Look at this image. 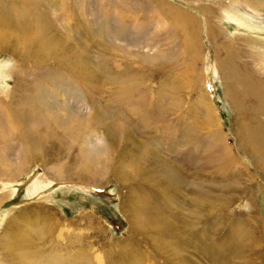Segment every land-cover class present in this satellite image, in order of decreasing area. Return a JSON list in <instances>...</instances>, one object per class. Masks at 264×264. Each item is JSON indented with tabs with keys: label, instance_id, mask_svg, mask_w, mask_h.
Listing matches in <instances>:
<instances>
[{
	"label": "rangeland",
	"instance_id": "rangeland-1",
	"mask_svg": "<svg viewBox=\"0 0 264 264\" xmlns=\"http://www.w3.org/2000/svg\"><path fill=\"white\" fill-rule=\"evenodd\" d=\"M253 1L0 0V21L46 20L84 58L33 63L0 38V110L31 119L0 130V264H264Z\"/></svg>",
	"mask_w": 264,
	"mask_h": 264
},
{
	"label": "bare ground",
	"instance_id": "bare-ground-1",
	"mask_svg": "<svg viewBox=\"0 0 264 264\" xmlns=\"http://www.w3.org/2000/svg\"><path fill=\"white\" fill-rule=\"evenodd\" d=\"M112 1H114V0H112ZM245 1L249 2L247 4L249 8H251V7L253 9L258 8L257 4H255V2L253 0L252 1L245 0ZM107 2H109V1H107ZM119 2L121 4L124 2V0L123 1L119 0ZM110 3H113V2H110ZM114 4H117V3H114ZM208 10L210 12L207 13L206 16H208L210 19H212L211 14L213 12L212 11L213 9H208ZM24 11H25V13L27 12L26 10H24ZM165 12L168 13L169 15H171L172 18L178 19V23L180 24L182 31L188 33L187 27H189L192 31H198L197 30L198 29V23L196 25L193 24L192 18H190V17H192V15H190L189 13H187V12H185L179 8H176L174 6H171V5L165 6ZM224 15H225V13H224ZM229 17H231V16H229ZM4 20L5 21H0V28H1L0 29V38L4 37L5 35H9V34L14 35L13 32L17 33L15 39H17L16 43L18 44V47H14L13 50H17V48H18L20 56L24 57L25 59H27V60L29 59V60L33 61V63H41L42 61H44L46 56H50V55H56V56L61 55L62 56V53H67L69 50H73L74 55H73L72 59H76L78 57V61H81V62L84 61V58H81L80 55L75 53L74 46L66 41L67 38L66 39L61 38V36H59V35H58L59 36L58 38H56L55 35L54 36L48 35L49 29L51 27H50V23H48L46 20H41L40 26L38 25L35 28H33L30 25H25L21 22H18L17 24L12 25L11 21L7 20L5 17H4ZM210 21H212V20H210ZM196 22H198V21H196ZM207 24H208L207 35H209L211 37V39L214 40L213 38L215 37L216 32L213 30V26L210 25L209 21ZM52 34H54V33H52ZM186 41L188 42V44L190 46H192V44H191L192 42H191V39L189 36L186 38ZM74 65L75 64L73 62V66ZM77 86H79V85H77ZM2 111H3V113H2ZM18 117H19L18 112L14 111L13 108L4 107V109L0 110V130L2 131L3 135H4L3 129H8L9 131H14L16 129L21 128L22 129L21 131H24V130H29L31 128V123H30L31 119L30 120L29 119H21L22 120L21 121L20 119H18ZM2 123H5L4 124L5 128L2 127V125H3ZM52 129H53V127H51V130ZM64 131H66V134H68L70 136H72L74 133L78 132L77 126L73 127L72 125H70V127L67 126L64 129ZM52 132H53V130H52ZM5 133H7V132H5ZM142 151H144V150H142ZM200 208L202 209L201 205H200ZM17 242H18L17 240H13V244H14L13 248L17 247V245H16ZM13 244L10 241H8L6 243V245H8V246L9 245L12 246Z\"/></svg>",
	"mask_w": 264,
	"mask_h": 264
}]
</instances>
